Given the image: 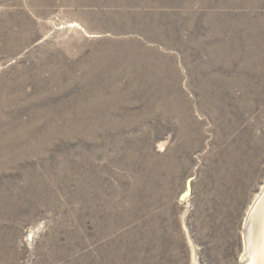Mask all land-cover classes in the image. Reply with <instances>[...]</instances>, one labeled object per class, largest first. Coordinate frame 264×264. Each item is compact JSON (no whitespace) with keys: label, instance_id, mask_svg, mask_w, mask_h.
<instances>
[{"label":"rangeland","instance_id":"obj_1","mask_svg":"<svg viewBox=\"0 0 264 264\" xmlns=\"http://www.w3.org/2000/svg\"><path fill=\"white\" fill-rule=\"evenodd\" d=\"M263 194L264 0H0V264H257Z\"/></svg>","mask_w":264,"mask_h":264},{"label":"bare ground","instance_id":"obj_2","mask_svg":"<svg viewBox=\"0 0 264 264\" xmlns=\"http://www.w3.org/2000/svg\"><path fill=\"white\" fill-rule=\"evenodd\" d=\"M130 3V2H129ZM134 4H135V2H134ZM142 22V21H141ZM157 22V21H156ZM130 23V22H129ZM158 23V22H157ZM142 24V23H141ZM139 25V24H138ZM137 25V26H138ZM145 25V24H144ZM164 25V24H163ZM75 26V25H74ZM126 26V25H125ZM148 27V26H147ZM157 28V27H156ZM162 28V27H161ZM171 28V27H170ZM119 29V28H118ZM126 29V28H125ZM129 29H131V28H129ZM138 29V28H137ZM135 30V29H134ZM153 30V29H152ZM158 30V29H157ZM169 30V29H168ZM120 31V30H119ZM148 31V30H147ZM131 32V31H130ZM141 32V31H140ZM164 32V31H163ZM154 34V33H153ZM156 34V33H155ZM167 34H168V32H167ZM149 35V34H148ZM147 35V36H148ZM158 36H159V33H158ZM168 36V35H167ZM179 36V35H178ZM151 37V36H150ZM165 37V36H164ZM158 38V37H157ZM161 38V37H160ZM136 39V38H135ZM152 40V39H151ZM174 40V39H173ZM178 40V39H177ZM146 41V40H145ZM181 41V40H180ZM114 42V41H113ZM168 42V41H167ZM152 43H153V40H152ZM158 43V42H157ZM177 43V42H176ZM142 44V43H141ZM160 44V43H159ZM171 44V43H170ZM175 44V43H174ZM181 44V43H180ZM117 45V44H116ZM143 45V44H142ZM129 46V45H128ZM178 46V45H177ZM184 46V45H183ZM141 47V46H140ZM106 48V47H105ZM118 47H116V49H117ZM132 48V47H131ZM171 48V47H170ZM119 49V48H118ZM139 49V48H138ZM143 49V48H142ZM148 49V48H147ZM157 49V48H156ZM176 49V48H175ZM134 50V49H133ZM123 51V53H127L128 54V57H129V59H130V61H133V60H136V61H140L139 60V56L142 54V53H148L149 54V56L148 57H150V56H152L153 55V57H154V55L156 54L154 51H143V50H139V53H137V51L136 50H134V51ZM158 50V49H157ZM169 50V49H168ZM111 51V50H110ZM234 51V50H233ZM118 52V51H117ZM103 53V52H102ZM105 53V52H104ZM163 53V52H162ZM240 53V52H239ZM119 54V53H118ZM231 54V53H230ZM235 54V53H234ZM97 55V54H96ZM99 55H101V54H99ZM102 55H104V54H102ZM121 55H122V53H121ZM238 55V54H237ZM126 56V55H125ZM95 57V56H94ZM110 57V56H109ZM167 57V56H166ZM101 58V57H100ZM106 58V57H105ZM116 58V57H115ZM118 58H119V56H118ZM126 59H127V57H125ZM229 58V57H228ZM102 59V58H101ZM109 59V58H108ZM161 59H164L163 57L161 58ZM233 59V58H232ZM125 60V59H124ZM146 60H148V59H146ZM145 60V61H146ZM149 60H151V59H149ZM247 60V59H246ZM90 61V60H89ZM161 61V60H160ZM66 62V61H65ZM147 62V61H146ZM157 62V61H156ZM164 62V61H163ZM93 63V62H92ZM246 63V62H245ZM60 64V63H59ZM101 64V63H100ZM149 64V63H148ZM152 64V63H151ZM157 64H160L159 62L157 63ZM189 64V63H188ZM243 64V63H242ZM91 65V64H90ZM93 65V64H92ZM111 65V64H110ZM114 65V64H113ZM126 65H127V63H126ZM146 65V64H145ZM247 65V64H246ZM86 66V65H85ZM115 66V65H114ZM164 66V65H163ZM100 67V66H99ZM128 67V66H127ZM141 67V66H140ZM145 67V66H144ZM161 67H162V65H161ZM168 67V66H167ZM117 68V67H116ZM163 68V67H162ZM103 69V68H102ZM110 69V68H109ZM111 69H112V67H111ZM130 69V68H129ZM139 69V68H138ZM147 69V68H146ZM196 69V68H195ZM104 70V69H103ZM169 70V69H168ZM105 71V70H104ZM128 71V70H127ZM131 71V70H130ZM141 71V70H140ZM143 71V70H142ZM160 71V70H159ZM90 72V71H89ZM139 72V71H138ZM102 73V72H101ZM100 73V74H101ZM153 73V72H152ZM197 73V72H196ZM90 74V73H89ZM105 74V73H104ZM137 74V73H136ZM139 74V73H138ZM166 74V73H165ZM171 74H173V73H171ZM109 75V74H108ZM112 75V74H111ZM132 76H134V75H132ZM157 76V75H156ZM160 76V75H159ZM170 76V75H169ZM197 76V75H196ZM200 76V75H199ZM207 76V75H206ZM137 76H135V78H136ZM193 77V76H192ZM89 78V77H88ZM91 78V77H90ZM108 78V77H107ZM128 78H129V76H128ZM166 78V77H165ZM177 78V77H176ZM197 78V77H196ZM94 79V78H93ZM109 80H110V78H108ZM118 79V78H117ZM146 79V78H145ZM149 79V78H148ZM147 79V80H148ZM198 79V78H197ZM201 79V78H200ZM205 79V78H204ZM210 79V78H209ZM92 80V79H91ZM113 80V79H112ZM131 80V79H130ZM175 80V79H174ZM95 81V80H94ZM102 81V80H101ZM143 81V80H142ZM150 81V80H149ZM207 81V80H206ZM152 82V81H151ZM175 82V81H174ZM200 82V81H199ZM99 83V82H98ZM97 83V84H98ZM132 83V82H131ZM142 83V82H141ZM213 83V82H212ZM91 84V83H90ZM104 84V83H103ZM115 84V83H114ZM129 84V83H128ZM165 84V83H164ZM172 84H174V83H172ZM202 84V83H201ZM92 85V84H91ZM104 85H106V84H104ZM108 85V84H107ZM135 85V84H134ZM140 85V84H139ZM163 85V84H162ZM168 85V84H167ZM98 86V85H97ZM96 86V87H97ZM101 86V85H100ZM110 86V85H109ZM170 86V85H169ZM112 87V86H111ZM128 87V86H127ZM153 87V86H152ZM158 87V86H157ZM177 87V86H176ZM194 87H196V86H194ZM208 87V86H207ZM93 88V87H92ZM138 88H139V86H138ZM168 88V87H167ZM220 88V87H219ZM222 88H223V86H222ZM229 88V87H228ZM97 89V88H96ZM125 89V88H124ZM153 89V88H152ZM159 89V88H158ZM205 89H206V87H205ZM213 89V88H212ZM219 90V89H218ZM217 90V91H218ZM106 91V90H105ZM113 91V90H112ZM142 91V90H141ZM152 91V90H151ZM160 91V90H159ZM158 91V92H159ZM163 91V90H162ZM169 91V90H168ZM208 91V90H207ZM207 91H206V93H207ZM123 93L122 94H124V91H122ZM135 92V91H134ZM210 92V91H209ZM109 93V92H108ZM144 93V92H143ZM152 93V92H151ZM155 93V92H154ZM165 93V92H164ZM182 93V92H181ZM248 93V92H247ZM95 94V93H94ZM98 94H100V93H97V95ZM133 94V93H132ZM161 94V93H160ZM168 95H169V93H167ZM218 94V93H217ZM117 95V94H116ZM139 95V94H138ZM151 95V94H150ZM166 95V94H165ZM207 95V94H206ZM119 96V95H118ZM129 96V95H128ZM143 96V95H142ZM142 96H141V98H142ZM152 96V95H151ZM164 96V95H163ZM183 96V95H182ZM213 96V95H212ZM130 97V96H129ZM148 97V96H147ZM184 97V96H183ZM207 97V96H206ZM101 98V97H100ZM110 98V97H109ZM114 98H115V96H114ZM119 98V97H118ZM117 98V99H118ZM162 98V97H161ZM161 98H160V100H161ZM165 98V97H164ZM94 99H95V96H94ZM97 99V98H96ZM113 99V98H112ZM131 99V98H130ZM129 99V100H130ZM136 99V98H135ZM146 99V98H145ZM149 99V98H148ZM206 99V98H205ZM128 100V101H129ZM152 100V99H151ZM157 100V99H156ZM220 100V99H219ZM92 101V100H91ZM100 101V100H99ZM110 101V100H109ZM115 101V100H114ZM142 101V100H141ZM167 101V100H166ZM180 101V100H179ZM110 102H112V101H110ZM109 102V103H110ZM106 103V102H105ZM149 103V102H148ZM175 103V102H174ZM199 103V102H198ZM91 104V103H90ZM147 104V103H146ZM156 104V103H155ZM154 104V105H155ZM160 104V103H159ZM163 105H164V103H162ZM220 104V103H219ZM75 105V104H74ZM112 105H113V103H112ZM112 105H111V107H112ZM147 105H149V104H147ZM167 105V104H166ZM77 106V105H76ZM153 106V105H152ZM182 106V105H181ZM215 106H217V105H215ZM78 107V106H77ZM108 107V106H107ZM144 107H145V105H144ZM148 107V106H147ZM146 107V108H147ZM154 107V106H153ZM156 107H157V105H156ZM165 107V106H164ZM187 107H188V105H187ZM219 107V106H218ZM221 107V106H220ZM94 109V108H93ZM149 109V108H148ZM148 109H147V111H148ZM154 109H156V108H154ZM163 109V108H162ZM175 109V108H174ZM184 109V108H183ZM200 109H201V107H200ZM112 110V109H111ZM219 110H221V108L219 109ZM218 110V111H219ZM163 111H164V109H163ZM171 111V110H170ZM214 111V110H213ZM108 112V111H107ZM126 112V111H125ZM158 112V111H157ZM176 113V112H175ZM183 113V112H182ZM185 113V112H184ZM150 114V113H149ZM167 114V113H166ZM219 114V113H218ZM138 115V114H137ZM147 115V114H146ZM187 115H189V114H187ZM88 116H89V113H88ZM127 116V115H126ZM147 117V116H146ZM188 117V116H187ZM175 118V117H174ZM102 119V118H101ZM104 119H106V118H104ZM139 119H140V117H139ZM142 119V118H141ZM140 119V120H141ZM177 119V118H176ZM218 119H219V117H218ZM100 120V119H99ZM113 120V119H112ZM123 120H124V118H123ZM140 120H138V121H140ZM173 120V119H172ZM178 120V119H177ZM176 120V121H177ZM181 120V119H180ZM183 120V119H182ZM217 120V119H216ZM115 121V120H114ZM142 121V120H141ZM128 122V121H127ZM102 123V122H101ZM117 123V122H116ZM115 123V124H116ZM218 123V122H217ZM87 124H88V122H87ZM139 124V123H138ZM26 125V124H25ZM85 125V124H84ZM101 125V124H100ZM99 125V126H100ZM123 125H124V123H123ZM187 125H188V123H187ZM80 126V125H79ZM91 126V125H90ZM98 126V127H99ZM105 126V125H104ZM94 127V126H93ZM101 127V126H100ZM85 128V127H84ZM191 128V127H190ZM21 129V128H20ZM90 129V128H89ZM187 129V128H186ZM196 129V128H195ZM23 130V129H22ZM89 131V130H88ZM87 131V132H88ZM90 132V131H89ZM183 132V131H182ZM194 132V131H193ZM104 133V132H103ZM179 133V132H178ZM180 134V133H179ZM87 135V134H86ZM88 135H90V134H88ZM123 135V134H122ZM193 135V134H192ZM187 137V136H186ZM183 139V138H182ZM193 141V140H192ZM192 145V144H191ZM23 146V145H22ZM20 149H22V147L20 148ZM25 149V148H24ZM131 149V148H130ZM133 150V149H132ZM235 150V149H234ZM130 153V152H129ZM168 160V159H167ZM170 164H172V163H170ZM153 166V165H152ZM169 166V165H168ZM149 167V166H148ZM171 168V167H170ZM170 168H168V169H170ZM150 169V168H149ZM166 170H167V168H166ZM156 171V170H155ZM154 171V172H155ZM168 172V171H167ZM261 190V189H260ZM263 190V189H262ZM186 194V193H185ZM263 196H264V194H263ZM7 199H8V197H7ZM254 203V202H253ZM258 209H260V213L258 214V215H261L259 218H260V223L257 225V224H255V227H256V225H257V228L256 229H258V231L259 232H257V234L258 235H255L254 236V238L253 239H255V237L257 236V238H256V240L254 241L253 240V242L252 243H248L249 245H252V248L254 249V251H253V253H254V257H255V259H256V262H257V264H264V198H262V195H261V197L259 198V199H257L256 200V202L252 205V209H251V211H250V215L247 217L248 218V220L250 219V217H252L253 218V215H256L255 213L258 211ZM254 214H253V213ZM253 214V215H252ZM252 215V216H251ZM257 216V215H256ZM251 218V219H252ZM256 218V217H255ZM254 218V219H255ZM253 219V220H254ZM252 220V221H253ZM256 220V219H255ZM258 221H256V222H258ZM255 222V223H256ZM214 224V223H213ZM254 224V223H253ZM254 228V227H253ZM255 229V230H256ZM254 230V231H255ZM253 231V230H252ZM251 231V232H252ZM255 233H256V231H255ZM250 234H253V233H250ZM252 238V237H251ZM250 242H251V240H250ZM249 247H251V246H249ZM250 250V249H249ZM250 252L252 253V249L250 250ZM251 253H250V255H251ZM249 255V256H250ZM253 255V254H252ZM251 258H253V257H251ZM251 260V259H250ZM253 260V259H252ZM249 261V260H248ZM250 262H252V261H250Z\"/></svg>","mask_w":264,"mask_h":264}]
</instances>
